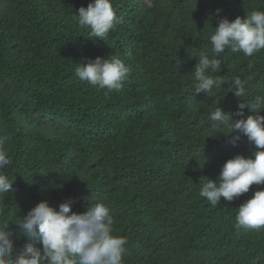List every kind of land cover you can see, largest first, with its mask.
<instances>
[{"label": "trees", "instance_id": "obj_1", "mask_svg": "<svg viewBox=\"0 0 264 264\" xmlns=\"http://www.w3.org/2000/svg\"><path fill=\"white\" fill-rule=\"evenodd\" d=\"M92 2L0 0V134L12 161L3 173L14 180L0 195V220L14 233L13 256L27 243L16 225L46 200L76 213L108 205L113 235L128 240L123 264H264V228H234L238 207L264 185L216 206L199 195L227 159L255 151L246 136L234 145L235 133L213 131L210 113L219 106L246 119L238 105L264 96V49L212 57L210 36L221 18L264 11V0H111L121 22L105 41L72 20ZM201 51L220 60L210 74L224 84L195 95ZM110 54L132 72L105 95L75 63ZM236 77L247 81L240 98Z\"/></svg>", "mask_w": 264, "mask_h": 264}, {"label": "clouds", "instance_id": "obj_2", "mask_svg": "<svg viewBox=\"0 0 264 264\" xmlns=\"http://www.w3.org/2000/svg\"><path fill=\"white\" fill-rule=\"evenodd\" d=\"M72 20L79 29L89 30L92 38L103 41L121 22L111 0H93L87 8L81 6ZM210 42L212 57H219L226 49L232 53L242 52L246 57L254 56L264 49V11L253 10L231 21L226 17L219 19ZM193 56L197 59L191 72L194 94H209L213 89L222 88V77L210 74L221 72L220 60L210 58L206 51ZM75 64V75L105 90V95L121 89L132 72L122 59L111 54L107 58L97 56L87 58L86 63ZM246 84V80L236 77L231 85L233 95L238 98L247 95ZM198 105H193V110H198ZM244 109L250 113L246 119H233L232 113L229 115L230 112L219 106L210 113L213 131H220L226 137L235 133L230 141L234 145L246 136L255 146L252 156L246 158L237 154L227 159L215 181L205 179L199 195L213 206L218 205L222 197L231 202L248 193L251 186L264 185V116L260 115L264 111V96L256 95L252 102L240 103L235 115L243 117ZM7 140L6 135L0 134V195L9 193L14 183L3 173L12 163L6 148ZM113 225L110 208L103 202H91L84 212L76 213L71 211V202L61 203L59 210H55L48 201H41L16 225L27 243L15 257L10 223L0 220V264H123L128 240L113 235ZM234 228L237 231L264 228V188L255 190L252 197L238 207ZM15 238L18 239L16 234Z\"/></svg>", "mask_w": 264, "mask_h": 264}]
</instances>
